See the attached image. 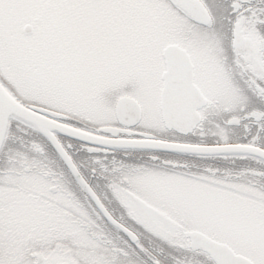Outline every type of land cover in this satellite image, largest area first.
<instances>
[{"label":"snow or ice","instance_id":"6c2138e0","mask_svg":"<svg viewBox=\"0 0 264 264\" xmlns=\"http://www.w3.org/2000/svg\"><path fill=\"white\" fill-rule=\"evenodd\" d=\"M0 264H264V0H0Z\"/></svg>","mask_w":264,"mask_h":264}]
</instances>
